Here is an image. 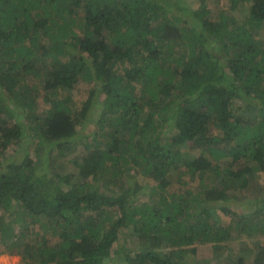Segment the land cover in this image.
Here are the masks:
<instances>
[{"label":"trees","instance_id":"16d2710c","mask_svg":"<svg viewBox=\"0 0 264 264\" xmlns=\"http://www.w3.org/2000/svg\"><path fill=\"white\" fill-rule=\"evenodd\" d=\"M24 137L0 171L20 264H108L127 237L119 262L187 264L263 237L264 0H0L1 164ZM254 244L232 264H264Z\"/></svg>","mask_w":264,"mask_h":264},{"label":"rangeland","instance_id":"374dc122","mask_svg":"<svg viewBox=\"0 0 264 264\" xmlns=\"http://www.w3.org/2000/svg\"><path fill=\"white\" fill-rule=\"evenodd\" d=\"M183 1L185 2L186 5L191 6V7H198L199 3H200V0H183ZM72 96H73V100H74L76 106H80L81 103L87 97V86L84 83H78L72 90ZM47 107L48 106L46 104H44L42 99L40 98V100L38 101V106H37L38 111L40 112L41 110H44ZM92 129H93V126L83 129V132L91 133ZM21 141L22 142H20V144H17L16 147L11 146L16 150V151H14L15 152L14 157L11 159H8V160H4L2 164L0 163V171L9 162H13L14 159L20 160L21 158H23L25 152L30 154L29 151H31L33 149V140L31 138L24 137ZM188 147H189V145H188ZM10 155H12V152L7 153L5 157H9ZM61 162H62L63 166L65 167V169H64L65 173L64 174H66V172H68L70 170L69 165H71L72 161L70 160V158H64L61 160ZM256 179L260 184H264V173L257 174ZM198 180H199V178H196V180H195L196 184H197ZM238 196H240V194H238ZM141 198H142L141 200H145L144 197H141ZM236 201L240 202L239 205L241 206L242 201L241 200H236ZM234 207L237 208V206H234ZM132 241H133V239L128 238V237H127V241H124V242L120 241L119 243H121V244H119L115 247L118 248L120 246L122 247L125 245L124 248L122 247V249H124L125 252L122 253V251H121L120 254H117V258L114 256H111L110 263H108V264H125L124 261L119 262V259L121 256H123L125 253H128V252L130 254L129 257L131 259H133L134 255H135L134 251L132 253L129 250V248L134 247V245H135ZM255 242L258 245H263L264 244V236L263 237H256V238H252V239L241 238L239 240H234V241L230 242V244L221 245L218 250L213 249L214 246H211V245H207V244L198 245V246H196V254L187 255L184 257V260L186 261L187 264H196V263H200V264H203V263H205V264H232V260H234L236 257H239V256H243L244 258H246L248 256L251 257L252 252L254 251L253 248L255 246V244H254ZM1 250H2V248L0 247V251ZM128 261L131 262V260H129V259H128ZM0 264H20V259L18 256L10 255L7 253H2V254H0Z\"/></svg>","mask_w":264,"mask_h":264}]
</instances>
